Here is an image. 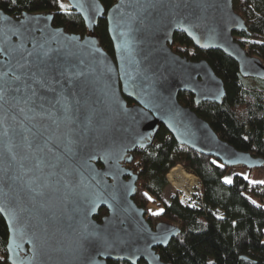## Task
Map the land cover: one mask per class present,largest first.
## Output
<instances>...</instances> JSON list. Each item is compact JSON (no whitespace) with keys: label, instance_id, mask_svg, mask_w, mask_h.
<instances>
[{"label":"water","instance_id":"water-1","mask_svg":"<svg viewBox=\"0 0 264 264\" xmlns=\"http://www.w3.org/2000/svg\"><path fill=\"white\" fill-rule=\"evenodd\" d=\"M63 1L81 17L85 35L53 27L50 13L14 18L0 10V75L7 73L0 79L6 262L169 264L156 249L166 248L179 229L152 228L146 210L134 203L138 176L125 167L132 153L149 145L162 126L179 146L223 167L264 165L179 103L185 92L195 105H220L226 93L206 61L172 51L173 36L181 32L195 48L221 52L243 78L264 80V64L233 37L249 35L233 0H115L106 14L99 0ZM102 17L113 57L95 37ZM53 67L54 91L33 85L36 103L25 104L31 91L15 92L22 81L14 75ZM22 80L32 84L27 76ZM100 209L107 214L97 222Z\"/></svg>","mask_w":264,"mask_h":264},{"label":"trees","instance_id":"trees-1","mask_svg":"<svg viewBox=\"0 0 264 264\" xmlns=\"http://www.w3.org/2000/svg\"><path fill=\"white\" fill-rule=\"evenodd\" d=\"M105 14L115 0H99ZM62 0H0V10L17 18L23 12L46 11L52 26L70 34L83 36L87 29L81 17ZM233 11L240 16L249 35L233 33L234 39L264 64V1L233 0ZM95 37L104 51L113 57V47L104 17L94 28ZM172 51L191 61H206L223 82L225 98L220 105H195L193 95L179 93L178 101L206 121L218 137L240 152L264 160V94L254 81L243 78L237 64L219 51H202L181 32L173 36ZM130 105L131 102L127 100ZM125 167L138 176L134 203L146 210L145 219L154 228L163 223L177 226L178 235L166 248H157L160 259L169 264H264V184L250 183L233 175L226 184L228 167L179 146L160 126L144 149L132 153ZM177 164L193 172L200 180L199 195L192 205L179 203L174 196L162 200L168 186L166 175ZM264 170V165L261 168ZM152 201L162 205L158 214H150ZM105 213V211H104ZM7 229L0 217V264H7L5 246ZM108 264H128L112 262ZM137 264H145L139 261Z\"/></svg>","mask_w":264,"mask_h":264},{"label":"rangeland","instance_id":"rangeland-1","mask_svg":"<svg viewBox=\"0 0 264 264\" xmlns=\"http://www.w3.org/2000/svg\"><path fill=\"white\" fill-rule=\"evenodd\" d=\"M63 1V0H62ZM64 2V6H69L68 3L66 1ZM28 13H32V14H46V11H33V12H28ZM18 18V17H17ZM254 83H256V85L259 87V89L262 91V93L264 94V83L263 82H259V81H254ZM182 165V164H181ZM183 166V165H182ZM184 167V166H183ZM185 173H188L187 171H184ZM169 173V172H168ZM167 173V174H168ZM171 173V172H170ZM189 174V173H188ZM240 175L243 178H245L247 181H249L250 183H259V184H264V183H260L261 181H264V170L262 169H253V170H248L245 168H230L225 177H224V182L226 184H229L226 182V180H230L233 175ZM169 175H166V180L168 183V186L166 187V189L163 191L162 194V200L166 203H168L170 201V199L174 196L177 197L178 192L175 189V185L178 184L177 179H175L176 182H174L172 180V178H169ZM187 175V174H186ZM192 178V177H191ZM171 181H170V180ZM197 183V182H196ZM137 184V183H136ZM177 188V187H176ZM179 189V188H177ZM178 200V199H177ZM262 209L264 211V205L262 206ZM147 210L150 214H154V213H160L163 210V206L162 205H157L156 203H153L152 201H150V203L147 206Z\"/></svg>","mask_w":264,"mask_h":264},{"label":"snow or ice","instance_id":"snow-or-ice-1","mask_svg":"<svg viewBox=\"0 0 264 264\" xmlns=\"http://www.w3.org/2000/svg\"><path fill=\"white\" fill-rule=\"evenodd\" d=\"M61 7L63 8L64 5L61 4ZM21 67H24V65H21ZM58 71V69H56L55 67L49 69V68H39L36 71H31L29 73H23L21 75H14L13 79L16 81H22V84L20 87H16L13 90L15 92H20L22 90V88L24 90H30L31 91V95H29L24 103L28 104L29 102L35 104L36 100L33 99V97L37 96V89L35 87H33V85H39L41 89H44L45 91H54V89L52 88V82H54L56 80L55 77V73ZM4 76H7V73H4L2 75H0V79H3ZM23 76H27L28 79L32 80V84H27L26 82H24L22 80ZM5 95V89L3 86H0V99H3ZM40 100H43L44 97H40ZM57 103H59V100H57ZM39 107L43 108L44 105L43 103H41L39 105ZM21 111H23V109H21ZM14 159V157H13ZM227 183H230V180H226ZM260 183H264V181H261ZM157 213H154V215Z\"/></svg>","mask_w":264,"mask_h":264},{"label":"built area","instance_id":"built-area-1","mask_svg":"<svg viewBox=\"0 0 264 264\" xmlns=\"http://www.w3.org/2000/svg\"><path fill=\"white\" fill-rule=\"evenodd\" d=\"M175 168H178L183 173H185L184 171H187L189 174L188 173H185V174H187V175H189V176H191L193 178V183L192 184H188L184 188H180V189H177L175 187L176 191L178 192L177 199H178L179 203L184 204V205H192V204L195 203V198L199 195V191H200V180H199V178L193 172L185 169L181 164H177L174 167H172L169 170V173L168 174H170V172L173 169H175ZM177 182H179V180H177Z\"/></svg>","mask_w":264,"mask_h":264},{"label":"bare ground","instance_id":"bare-ground-1","mask_svg":"<svg viewBox=\"0 0 264 264\" xmlns=\"http://www.w3.org/2000/svg\"><path fill=\"white\" fill-rule=\"evenodd\" d=\"M169 178H172L174 182H175V179L179 180L178 182L179 184L175 185V187L179 189L184 188L186 185L193 183V178H191V176L189 175H186L178 168H175L171 171Z\"/></svg>","mask_w":264,"mask_h":264},{"label":"flooded vegetation","instance_id":"flooded-vegetation-1","mask_svg":"<svg viewBox=\"0 0 264 264\" xmlns=\"http://www.w3.org/2000/svg\"><path fill=\"white\" fill-rule=\"evenodd\" d=\"M99 167H100V165H99ZM104 211H105V213H104ZM106 214H107V211H106L105 209H100V210L98 211L97 216L94 217V219H95L97 222H100L101 219H102Z\"/></svg>","mask_w":264,"mask_h":264}]
</instances>
